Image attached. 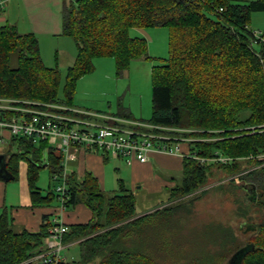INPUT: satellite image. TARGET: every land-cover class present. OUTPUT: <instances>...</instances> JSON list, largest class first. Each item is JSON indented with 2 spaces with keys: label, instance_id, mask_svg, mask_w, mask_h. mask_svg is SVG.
Listing matches in <instances>:
<instances>
[{
  "label": "trees",
  "instance_id": "1",
  "mask_svg": "<svg viewBox=\"0 0 264 264\" xmlns=\"http://www.w3.org/2000/svg\"><path fill=\"white\" fill-rule=\"evenodd\" d=\"M253 11H264V0L64 3L61 33L72 38L77 50L66 67L65 102L57 97L59 71L44 64L36 35L19 32L9 22L0 24V96L66 106H72L76 82L93 69L95 58L111 56L117 74L131 60L150 59L147 40L131 36L130 28H167L168 57L151 68V117L140 123L177 128L180 130L156 131L187 137L189 153L182 157L180 179L169 196L190 193L204 184L213 165L233 175L230 182L235 181V188L246 190L237 201L247 205L242 210L238 205L236 212L244 220L240 227L243 239L232 228L218 224L221 237L214 240L213 250L199 253L185 250L176 231L189 207L164 205L138 214L134 193L122 179H118L117 191L106 194L90 171L80 177L67 173L64 208L83 203L91 218L84 223H65L68 229L62 243L76 241L79 256L76 260L61 258L57 264H264V214L259 218L251 214V208L264 210V68L248 28ZM12 53L16 54L15 66L9 64ZM125 112L122 109L119 114ZM7 143L6 171L10 179H16L19 162L26 163L32 204L58 199L51 185L42 193L36 182L42 167H47L50 177L60 173L61 152L47 148L45 141L33 143L24 137H11ZM45 150L46 164L42 160ZM193 155H223L229 160L200 162ZM248 184L255 186L251 193ZM42 219L37 231L15 230L6 208L0 209V264H50L32 259L47 248L51 222L44 223L47 216ZM210 228L205 226L207 232Z\"/></svg>",
  "mask_w": 264,
  "mask_h": 264
},
{
  "label": "rangeland",
  "instance_id": "2",
  "mask_svg": "<svg viewBox=\"0 0 264 264\" xmlns=\"http://www.w3.org/2000/svg\"><path fill=\"white\" fill-rule=\"evenodd\" d=\"M62 10V9H61ZM45 25L44 35H40L39 50L41 58L46 66L56 67L60 74V84L57 93L58 100L66 101L64 93V80L66 67L73 62L76 55V46L70 36L65 34L55 35L51 32L54 15L45 13L42 17ZM52 22V23H51ZM249 27L253 31L264 30V11H253L250 14ZM19 31V30H18ZM22 32V31H19ZM31 32V31H30ZM131 36H143L147 40L148 54L150 59L131 60L128 68L122 73H116L115 61L111 56L97 57L93 60V69L82 75L76 82L72 96V107L95 111L99 113H119L120 110L127 109L134 113L135 118L148 122L151 117V68L152 65L159 63L168 57V32L167 28L156 26L149 28L132 27L129 29ZM253 48L257 53L262 50L260 43H253ZM10 66L16 65V54L12 53L10 57ZM10 145L0 142V154H4ZM13 149V145H11ZM97 152H102L97 150ZM46 150L42 160L46 164ZM261 157H264L262 155ZM211 162L208 158L203 162ZM122 160L109 158L104 173L103 191L112 193L118 190V179L124 178L125 185L135 196L136 213L154 209L164 205H178L189 207L188 215L180 217V226H177V233L185 242V250L197 251L199 253H209L214 248V240H219L218 224L225 229L232 228L238 239H243V231L240 227L244 221L241 216H237L238 205L241 210L245 208L246 202L238 203L240 193L244 190L235 188V181L230 182L233 175L217 170L216 166H211L213 173L207 178L204 184L187 194L170 195V188L180 179V170L168 169L165 175L172 177V184L162 186L160 189L149 188L138 181L132 185L129 181L130 174L127 166ZM71 164L67 166L70 172ZM118 167V168H117ZM117 168V169H116ZM67 172V173H68ZM4 171H0V179H4ZM12 180L5 184L4 192L6 205L8 202H17L20 178ZM231 176V177H230ZM60 182L52 180L47 167H42L38 171L37 186L42 193H46L48 186L54 188ZM255 187V186H254ZM253 185H247V190L251 193ZM243 192H246L243 191ZM242 194V193H241ZM14 195L13 197H11ZM19 198V197H18ZM59 205L58 200L54 197L50 204ZM186 205V206H184ZM71 209V208H69ZM187 213V212H186ZM251 214L256 218L264 214L263 209L251 208ZM214 225V226H212ZM205 226H211L209 232ZM15 230H20L21 226H14ZM218 235V236H217ZM184 247V246H183ZM217 241L215 248L217 249ZM211 248V249H210ZM77 244L63 246L59 254L62 258L76 260L79 256ZM197 249V250H195ZM215 249V250H216ZM217 252V251H215ZM37 261V260H36Z\"/></svg>",
  "mask_w": 264,
  "mask_h": 264
},
{
  "label": "built area",
  "instance_id": "3",
  "mask_svg": "<svg viewBox=\"0 0 264 264\" xmlns=\"http://www.w3.org/2000/svg\"><path fill=\"white\" fill-rule=\"evenodd\" d=\"M4 1L0 0V8ZM248 28L251 30L249 26ZM251 31L252 46L253 43L262 45L261 52H255L264 68V32ZM100 117L104 120L99 121ZM135 124L138 128H135ZM157 129L180 130L173 127H159L151 123L128 121L56 102L32 104L26 100L0 96V142H7L11 137H24L33 143L45 141L47 148L51 147L61 152V171L51 175L52 180L60 182L52 189L57 194L60 210L64 209L66 200V163L69 147L77 146L89 151L101 150L111 156L125 158L127 163H130L132 159L147 160L151 149L166 152L179 150L178 143L180 140H185L184 136L158 132ZM174 138L178 140L173 143L167 141ZM15 149L16 145L13 144L12 150ZM193 157L200 162L208 159L199 155H193ZM210 159L220 162L229 160L223 155ZM50 222L47 248L34 255L32 259L57 264L62 258L59 254L64 246L61 240L62 235L68 228L58 216L52 218Z\"/></svg>",
  "mask_w": 264,
  "mask_h": 264
},
{
  "label": "crops",
  "instance_id": "4",
  "mask_svg": "<svg viewBox=\"0 0 264 264\" xmlns=\"http://www.w3.org/2000/svg\"><path fill=\"white\" fill-rule=\"evenodd\" d=\"M69 1L72 0H5L3 6L0 8V24L9 22L14 24L17 30L22 32L31 31L36 37H39L45 33V25L42 17L45 13H48L51 14V16L54 15V23L51 22V32L58 35L61 33V9L63 8L64 3H68ZM127 109L130 108L127 107L125 109L127 111L125 112V115L119 113H102L120 117L128 121L142 122L141 119L135 118L134 113ZM98 120L102 121L104 119L100 117ZM186 139L187 137H185V140ZM185 140L179 141V150L177 151L166 152L163 150L151 149L148 152L147 160L140 161L138 159H132L130 163H127L122 157H114L110 154L105 156L103 152L99 153L97 151H89L77 146H71L68 149L66 171L69 164L72 166L70 172H67L74 173L79 177L82 176L84 172L90 171L97 178L100 186L103 188L104 173L106 166H108L107 161H109V158H115L117 160H122L124 162L123 164L127 166L130 174L129 181L132 185H135L136 182L140 181L143 185H147L149 188L160 189L162 186H171L173 183L171 181L172 177H167V175H165L166 170L181 169L182 157L189 153V147ZM19 173L22 174L18 190L19 198L17 197V202H8V205L5 203L6 196L4 186L15 179H0V209L2 207L6 208L10 215L11 223L14 226H21V228H25L29 231H37L40 229L41 223H43V216H47L44 223H48L49 220L58 216L61 221L67 225L84 223L91 218L90 209L83 203H77L71 209L64 208L62 210H60L59 205H49L50 202L44 205H33L27 186L26 163L24 161L19 162L16 179H18ZM122 181L125 185L124 178ZM13 196L14 195L11 197ZM47 240H49L48 237L45 238L46 244ZM74 243L77 244L76 241L68 242L66 247Z\"/></svg>",
  "mask_w": 264,
  "mask_h": 264
},
{
  "label": "water",
  "instance_id": "5",
  "mask_svg": "<svg viewBox=\"0 0 264 264\" xmlns=\"http://www.w3.org/2000/svg\"><path fill=\"white\" fill-rule=\"evenodd\" d=\"M6 161H5V155L0 154V171H4L5 175H3L4 180H10L11 175L8 174L6 171Z\"/></svg>",
  "mask_w": 264,
  "mask_h": 264
}]
</instances>
